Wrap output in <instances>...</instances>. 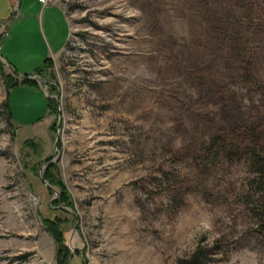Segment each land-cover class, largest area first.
<instances>
[{
  "label": "rangeland",
  "instance_id": "374dc122",
  "mask_svg": "<svg viewBox=\"0 0 264 264\" xmlns=\"http://www.w3.org/2000/svg\"><path fill=\"white\" fill-rule=\"evenodd\" d=\"M57 1L68 41L15 90L17 127L0 60V264H58L55 217L65 264H264L247 158L206 151L264 127V0Z\"/></svg>",
  "mask_w": 264,
  "mask_h": 264
},
{
  "label": "crops",
  "instance_id": "0c3cea01",
  "mask_svg": "<svg viewBox=\"0 0 264 264\" xmlns=\"http://www.w3.org/2000/svg\"><path fill=\"white\" fill-rule=\"evenodd\" d=\"M0 30L4 32L0 37V60L15 79L34 76V72L44 68L47 61L54 63L58 60L69 37L64 10L57 4L43 6L40 0H0ZM19 87L23 86L19 85L8 96L14 126L16 106L13 107L11 99ZM28 87L34 91L40 90L39 87ZM47 115L46 106L45 117ZM33 120L29 119L26 124L36 125Z\"/></svg>",
  "mask_w": 264,
  "mask_h": 264
},
{
  "label": "trees",
  "instance_id": "16d2710c",
  "mask_svg": "<svg viewBox=\"0 0 264 264\" xmlns=\"http://www.w3.org/2000/svg\"><path fill=\"white\" fill-rule=\"evenodd\" d=\"M47 64L49 62L47 61L44 64V68H46ZM40 68L37 69L34 74L41 76L43 74V69ZM6 82L11 80L10 83L7 84V88L10 90H13L17 88L19 85L16 81H13L10 76L4 77ZM35 83L27 80V76L23 78V81L21 82V86H33ZM37 87V86H36ZM9 90V91H10ZM264 91V88H263ZM261 94V93H260ZM264 97V92L261 94ZM56 103L53 100L46 99V106L49 111V114H53L56 112V108L54 109L53 105ZM5 114L6 123L8 125H11V114L9 111L8 106V99L5 105L2 107ZM51 131H54L53 129H50ZM231 140V143H229ZM236 143L237 145H240L239 148L234 149L233 143ZM37 144V143H36ZM35 142L32 140L25 141V146H30L32 148L36 145ZM58 150L60 149V143L57 144ZM206 151L209 154L214 153L215 157H224L228 160L233 159L236 157V155L243 154L245 156L252 168V173L254 175V180L252 183V187L255 188L258 195H264V127L261 129H255V128H249L246 130H238L233 131L230 133V139L226 135L222 136H215L210 139L208 145L206 146ZM50 161V159L46 160L45 163L47 164ZM55 166H48L45 169V172L43 174V178L46 181V183L56 186L57 188L61 189L62 195L60 200L65 203L66 206H71L70 200L68 195L65 192V189L60 181H58L55 176L52 174V171L54 170ZM258 222H259V228L260 231L264 234V208H261L259 215H258ZM46 231L52 236L53 241L57 247L56 252V259L58 264H65L66 258L68 256V251L65 248V241H64V235L61 230V225L63 224V221L59 220L58 218L54 219H45L42 221ZM179 264H209V261L207 260L206 256L199 250L197 251L190 259L186 261H182Z\"/></svg>",
  "mask_w": 264,
  "mask_h": 264
},
{
  "label": "built area",
  "instance_id": "2783aa9c",
  "mask_svg": "<svg viewBox=\"0 0 264 264\" xmlns=\"http://www.w3.org/2000/svg\"><path fill=\"white\" fill-rule=\"evenodd\" d=\"M41 4L43 6H46L48 4H56L58 1L57 0H40ZM36 80V79H35Z\"/></svg>",
  "mask_w": 264,
  "mask_h": 264
},
{
  "label": "water",
  "instance_id": "95a60500",
  "mask_svg": "<svg viewBox=\"0 0 264 264\" xmlns=\"http://www.w3.org/2000/svg\"><path fill=\"white\" fill-rule=\"evenodd\" d=\"M27 80H28V79H27ZM54 150H55V152L58 153L56 143H55V146H54ZM51 164H53V162H51Z\"/></svg>",
  "mask_w": 264,
  "mask_h": 264
}]
</instances>
